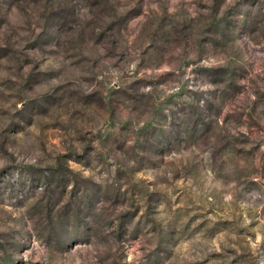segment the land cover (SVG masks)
Returning a JSON list of instances; mask_svg holds the SVG:
<instances>
[{
    "label": "rangeland",
    "instance_id": "374dc122",
    "mask_svg": "<svg viewBox=\"0 0 264 264\" xmlns=\"http://www.w3.org/2000/svg\"><path fill=\"white\" fill-rule=\"evenodd\" d=\"M0 264H264V0H0Z\"/></svg>",
    "mask_w": 264,
    "mask_h": 264
},
{
    "label": "trees",
    "instance_id": "16d2710c",
    "mask_svg": "<svg viewBox=\"0 0 264 264\" xmlns=\"http://www.w3.org/2000/svg\"><path fill=\"white\" fill-rule=\"evenodd\" d=\"M220 24H221V21H218V22L216 23V30L219 29L218 26H220Z\"/></svg>",
    "mask_w": 264,
    "mask_h": 264
}]
</instances>
